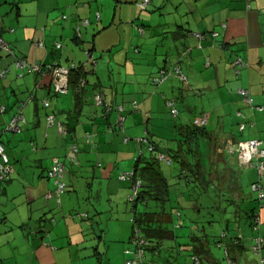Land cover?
I'll return each instance as SVG.
<instances>
[{
  "label": "crops",
  "instance_id": "obj_1",
  "mask_svg": "<svg viewBox=\"0 0 264 264\" xmlns=\"http://www.w3.org/2000/svg\"><path fill=\"white\" fill-rule=\"evenodd\" d=\"M138 1L0 0V35L13 49L12 54L0 50V71L6 70L5 76H0V138L14 168L11 179L0 182V264H125L123 250L132 247L128 242L132 214L127 198L133 190L131 180L120 178V174L133 170L136 164L138 172L147 166L145 159L135 163L138 146L132 136H141L144 127L159 143L162 137L174 136L177 143L173 142L171 148L179 149L178 154L183 155L178 143L181 139L175 131L182 133L181 138L187 137L189 144L191 139L186 134L197 126L198 115L189 120L193 114L189 104L185 105L187 117L180 113V124L170 127L165 122L162 110L169 112L165 100L174 97L189 103L187 97L195 96L194 110L208 115L202 125L205 132L197 139L200 164V144L205 143L211 183L217 176H225L222 185L216 184L221 194L224 192L218 201L226 202L230 223L236 220V214L242 215L241 208H252L238 174L237 178L233 175L235 167L243 164L228 155L226 145L256 137L264 147V139L257 133L258 127L264 129V0H150L158 2L152 5L151 12L140 10ZM157 10L160 19L161 15H168L167 21L159 20L147 34L143 24H151ZM63 15L67 18L63 19ZM86 18L88 25H80L77 35L76 25ZM212 31L218 35L213 37ZM155 32L171 33L162 36L168 37L163 45L171 47L164 60L158 49L152 50L158 38ZM197 32L203 36L198 38ZM36 38L43 40L44 46H35ZM57 42L61 47H56ZM111 47H116L112 53ZM87 51L98 63L95 72H87L89 85L78 97L74 81L68 92L55 94L48 77L21 74L14 63L18 57L28 63L82 62ZM234 60L239 64L234 66ZM173 63L194 78V88L189 93L178 86L175 74L167 78H172L168 83L165 80L156 86L150 81L158 67ZM98 81L111 103L122 104L123 125L116 124L118 114L114 109L107 114L92 103L93 86ZM238 88L249 89L252 104L244 101ZM169 94L173 97L165 99ZM29 96L19 130H6L17 111L16 105ZM44 99L50 100L49 107L43 105ZM47 114H55L51 125ZM57 122H63L69 130L59 133ZM240 122L245 123L243 129ZM160 125L165 132L159 129ZM72 144L78 147L77 162H70L66 156ZM58 159L66 164L64 181L69 184L68 191L80 190L90 195L93 204L78 210L91 214L94 228L82 217L65 213L62 197L61 208L56 207L54 197L45 198V193L55 188L45 170ZM163 168L167 173L172 171L168 166ZM262 174L263 183L264 170ZM258 212L262 225L264 206ZM102 213L108 216L106 231ZM51 217L57 218L55 223ZM240 228L237 237L231 234L237 243L230 237L226 241L229 254L235 264H258V257H252L249 251L252 239L244 235L241 225Z\"/></svg>",
  "mask_w": 264,
  "mask_h": 264
},
{
  "label": "trees",
  "instance_id": "obj_2",
  "mask_svg": "<svg viewBox=\"0 0 264 264\" xmlns=\"http://www.w3.org/2000/svg\"><path fill=\"white\" fill-rule=\"evenodd\" d=\"M141 1L142 0L137 2L138 8L142 11L147 10L150 0L144 9L140 7ZM66 18L67 16L64 17L63 19H66ZM78 25L80 28L81 23ZM74 30H75V33L79 35L77 31V25ZM214 32L215 31L211 32L213 37L218 35V32H217V35H213ZM196 34H200L201 36H203V33L201 34L200 32H197ZM86 53H87V57L82 62L70 61V62H75V66L70 68L69 86L71 82L74 81L77 92H78L77 97L78 95H80V93H82L85 90L87 85H89L88 84L89 82L87 79V72H95L96 65L98 63L97 58L94 57L91 51H87ZM70 62H68L67 64H69ZM235 62L236 60H234L233 62L234 66L239 64V62H236V63ZM240 64L243 65L244 63L241 61ZM175 65H178V64L173 63L171 65H162L158 67V69L150 75V81L153 84H155L153 82V77L157 75L158 71L161 68L167 69ZM169 76L171 75H168L165 80H167ZM165 80H163L162 82H164ZM162 82H160L159 84H161ZM159 84H155V85H159ZM93 87L94 88L91 94L92 103H94V105L97 107L104 108L107 114L111 110L114 109L116 113L118 114V117H117L118 122L116 124L123 125L124 119H125V110L122 104L115 105L111 103V101L108 99V97L105 94L104 86L99 81L96 82ZM96 93H100V95L104 98L103 105L95 104L94 95ZM55 94H62V93H55ZM166 100H165V103H166ZM173 100L174 102L176 101L175 98H173ZM76 102L78 103V100ZM119 106H121V109H119ZM133 107L136 109L137 105L133 104ZM169 112L173 116L170 109H169ZM177 116H173V117L176 118ZM61 124L64 125L63 122ZM122 127L123 126H121V128ZM144 128L145 129L143 133L145 132V134L141 135L140 138L133 137V139L135 140L138 146V149H137L138 154L135 157V163L140 160L143 161L145 159L146 160L145 163L147 164V166H143V168L141 169V172L140 171L138 172L137 164H136V167H134L133 170L125 171V172H122V174H120V178L131 180L132 190H133V185L135 184V182L140 180V185L137 186V189L134 195L130 198L128 196L127 198V202L131 204L130 210L132 214L130 217L131 235L129 237L128 242L130 243V245H132V247L131 246L125 247L123 250V253L128 256L124 261L125 264H127L128 259L134 258V254L136 253L137 248H142L144 250L142 259L140 261L141 264H158V262L154 259V255L155 254L163 255L164 251H166V253L168 254V257L164 258V264H221L217 260V258L214 256L215 254H213L210 250L211 249L210 243L212 241L213 234H211V231H207L206 228L204 227V224H206L207 222H209L210 226L212 227L213 225H211V222H213V220L209 219V221L207 220L205 223H202V224H198L191 220L189 232H185L184 230H182L180 233L177 232V229L183 227L184 225L182 222V217H184V214L182 212L183 206H186V208H190L195 211L196 210L200 211L199 209H201V207L198 204L199 198L195 197L193 199L190 191L187 190V186L191 184V188L194 191L195 195L205 192V189H207V184H210V186H212L213 188L217 186V184L214 181L211 183L212 180L209 179L208 175L205 176V173L201 169L200 154H199V148H198L199 143L197 142V139L200 134L205 132V126H202V125L198 126L197 124V126L194 125L191 128H189L190 131L187 132L186 134L187 136H190L191 141H189V143H191L192 140L195 142L193 143L194 146L192 148L191 147L189 148L190 155L185 157V159L182 158L184 154L183 155L178 154L179 152H181L179 151V149L177 150V148H171L172 146L171 147H167L164 145L161 146L159 142H156L155 140L152 139V135L150 134L149 131H147V127H144ZM65 129L69 130L68 128H65ZM127 140L128 138L125 141ZM167 140H170V139H167ZM0 141L4 145L1 138H0ZM143 149L149 152L148 155H145ZM68 150H67L66 156L69 159V161L77 162L78 161L77 160V153H78L77 145H76L75 158H70L68 156ZM5 152L7 153L9 157V164L13 165L11 158H10V154L6 150V147H5ZM159 152H164L165 154L169 155L170 162H163L159 160L157 156ZM0 161L2 162V160ZM56 161L63 164L65 173H66L67 168H66L65 162L59 159ZM56 161L52 162V164L48 168H46L45 170L46 173L49 169H51V167L55 164ZM163 165L170 167L172 170L171 173H167V171L164 170ZM13 172H14V168L12 166V170L9 173H7L6 177L0 178V182H5L7 180H10ZM65 173H64L63 179H65V175H66ZM127 173L129 175H126L125 177H123V175ZM180 181H183L184 183V186H182L183 189L179 191L183 193L184 201H182L183 203L182 202L171 203L170 200H171L172 187H174V189L176 190L179 189V187H181ZM176 184H178V186H176ZM68 186L69 184H67V182L65 181V187L63 189V192L68 191ZM55 188H56V184H55ZM55 188L50 191H47L45 193V198L49 199L51 197H54V200L56 202V207L60 208L61 207V198H60L61 193L59 196L56 195L54 192ZM222 194L219 188V193H218L219 199L222 197ZM186 195H188L189 197H185ZM256 200H257L256 206L253 203L252 208H249V210L248 209L244 210V214L246 215V217H241L242 215L236 214L237 218L236 220L233 221L234 224H236L239 219V224L242 226V220L240 219L244 218L243 220L250 224V227L253 231L260 232L261 220L259 219V221L256 222L255 217H256V214H258L259 208H261L262 204L264 203V199L261 200L257 196ZM218 204H220L219 201L216 202L215 205H213V207L217 206L216 208H219V211L221 212L222 216L224 215L227 216V213H228L227 209L219 206ZM78 216L82 217L85 223L89 225V227L94 228V221L90 213L78 212ZM212 216L215 217V214L212 213ZM226 218H228L227 226L228 227L230 225L232 226V224L230 223L231 217L227 216ZM50 221L52 223H55V218L51 217ZM227 233H228L227 231L223 230L219 238L215 237L214 240L217 241L218 246H222V245L224 246L225 258L227 260L226 262L230 264L231 262L234 263V260L229 254L227 245L223 243V240L228 236ZM235 237H232V235L230 236V238H233L231 240L234 242V244L238 242L236 239H234ZM257 237L262 238V247H261V253L256 254L252 251V246L255 243V238ZM134 239L136 240L137 243L134 241ZM251 239H252V243L250 245V250L252 251L253 254H255L258 257V264H260V259L262 256H264L262 252V249L264 248V238L262 235H260V233H258V234H254L251 237ZM139 240L143 241L142 245L139 244ZM147 251L151 252L150 257L147 256Z\"/></svg>",
  "mask_w": 264,
  "mask_h": 264
},
{
  "label": "rangeland",
  "instance_id": "obj_3",
  "mask_svg": "<svg viewBox=\"0 0 264 264\" xmlns=\"http://www.w3.org/2000/svg\"><path fill=\"white\" fill-rule=\"evenodd\" d=\"M114 1V0H113ZM103 3V2H102ZM158 4V2L156 3H150L148 4V11L151 12L154 7L152 5H156ZM160 6V4H159ZM112 8H114V3L113 5L111 6ZM103 9V10H102ZM102 14L104 16V8H102ZM151 10V11H150ZM144 13V12H143ZM163 17V19H160V14L158 12V10L155 12V15H154V21L151 23V24H148L147 22H144V29L146 30L147 34L150 30L151 27L154 28V25L156 23H158L159 20H162L163 22H166L167 20L165 19L168 15H161ZM160 32V31H159ZM159 32H155L157 37L158 38H155V41L153 43V52L155 51V49L157 50L158 49V54L162 55V60H164L165 56H166V53H169L170 50H171V47H167L166 45H163V43H165L166 39L168 37H162V36H170L171 33H159ZM142 37V36H141ZM165 39V40H164ZM164 40V41H163ZM116 49V47L112 48L111 47V53ZM108 50V49H106ZM108 52V51H106ZM107 54V53H105ZM110 54V53H109ZM155 60H157L155 58ZM186 72V73H185ZM185 74L186 76L188 75L187 71L185 70ZM174 80H176V82H179L180 84L178 86H180L181 88L183 87L185 91H187L186 93H189V91L191 90V88H194V85L195 84V80L193 77L191 76H187V78L189 79L188 81H190V83L192 85H189V84H184L179 78L177 75H174ZM172 81V78H169L165 83H168V82H171ZM157 86V85H156ZM185 86H188V87H185ZM163 90H166L167 89H164L162 88ZM183 90V89H182ZM175 95L177 96L178 95V90L175 91ZM170 98V97H173L169 94V96H166L165 98ZM175 98V97H174ZM171 99V98H170ZM176 99V98H175ZM178 99V100H177ZM176 99V104H177V108L181 111L179 112V115L175 118L173 117L170 112L166 111L164 108H163V115L162 117L165 118V122L168 121L169 124H170V127L171 125H174L175 123L177 124H180V117L181 115L183 116H186V113H185V110H186V107L185 105H190L191 109H192V113L191 114V118L190 119H194V117L196 115L200 116L199 114L200 111H197V110H194V104H195V96L193 95H190L187 97L188 100H190V102L188 103L185 100H181L180 97ZM164 102V101H163ZM200 106V105H199ZM201 108V106H200ZM200 108L198 110H200ZM181 113V115H180ZM196 114V115H194ZM237 125V124H236ZM235 126V125H234ZM159 129L163 132H165V128L163 126H159ZM252 130H254V128H251ZM144 130V129H143ZM257 133L260 134V137L262 139H264V129L260 130L259 127L257 129ZM237 131V130H236ZM249 131V130H247ZM256 133V134H257ZM145 134V132L143 133ZM141 134V135H143ZM175 134H176V137L181 139L180 141H178V143L181 145L182 149L184 150V156H182V158L185 159V157L189 156L190 153H189V148L193 147V143L194 142H191L188 144L186 140V137L185 138H181V134L179 132V130H176L175 131ZM256 136V135H255ZM132 137H138L140 138L141 136L139 134L135 135V136H132ZM247 138H249V136H246ZM244 138V137H243ZM256 138V137H255ZM159 139V138H157ZM162 141H161V146L162 145H165L167 147H171L172 146V143H177L176 140H173L174 139V136H166V137H162L160 138ZM167 139H170V140H167ZM181 142V143H180ZM167 143V144H166ZM176 146H178V144H176ZM146 149V148H145ZM143 149L145 155H148L149 152H147V150ZM200 152L203 154H201V165H202V168H203V171H207L209 169V167L211 166L210 165V160H209V157H208V148H207V145L205 143H202L200 144ZM221 168V166H220ZM254 167L252 166H247V165H242V167H235V170H234V177H236V175L238 174V178L240 180V182L242 183V186L244 188V193L246 194L247 196V199L248 200H252V204L254 203L255 206L257 205V200H256V197H257V193L252 191L251 190V187H250V182H251V179L252 178H255V179H258L259 178V173L255 174L254 173ZM208 174V171L205 173V176ZM225 176L221 175V176H217V180H215L214 182L215 183H218V184H223V179H224ZM53 181V180H52ZM208 181V180H207ZM262 183V182H261ZM263 183H264V179H263ZM262 183V185L264 186V184ZM180 184H181V187H179V189H174V187H172V190H171V200L170 202L171 203H178V202H182L184 201V195L182 192H179L180 190H182V186H184V183L183 181H180ZM176 186H178V184H176ZM187 190L190 191L193 199L195 197H198L199 198V206L201 207V209H199L200 211H195V210H192L190 208H186V206H183L182 208V212L184 214V217H182V222H183V227L181 228H178L177 229V232L180 233L182 230H184L185 232H189L190 230V221L192 220L193 222H196L198 224H202V223H205L207 220L209 221L210 220H213V222H211V225H213L212 227L210 226L209 222H207L206 224H204V227L206 228L207 231H211V234H213V238H212V241L210 243V250L213 254L216 255L218 261L222 264H228L226 261V258H225V252H224V246H218V243L215 239V237L219 238V236L221 235V232L223 230L227 231L228 233V236L227 238H225L223 240V243L226 244L229 239V237L231 236V234H235L236 236H238L240 234V224H239V219L237 221L236 224L232 223V226L230 225L229 227L227 226V223H228V218L226 219H223L221 216V212L219 211V208H216L217 206L213 207V205H215V203L218 201V193H219V188H218V185L213 188L212 186H210V184H207V189H205V192H202L201 194L199 193L198 195L194 193V191L192 190L191 188V184H189L187 186ZM85 195H87V198L85 199ZM249 196V198H248ZM63 198V202L66 203L65 205V213H68L69 214H72V216H77L78 215V212H79V207H82V206H90L92 203L91 200H89V197L90 195L87 194L86 192L84 193V191H80V190H77L74 192L73 189H70L69 191H65V192H62L61 193V196L60 198ZM185 197H189L188 195H186ZM66 201H69L66 202ZM183 203V202H182ZM245 203V202H244ZM243 203V204H244ZM75 204V205H74ZM192 204V203H191ZM71 205H72V209H71ZM175 205V204H174ZM219 206H221L222 204H218ZM62 207V206H61ZM60 207V208H61ZM169 207V206H168ZM224 208L227 207V204L226 202L224 203ZM242 209V216L241 217H246V215L244 214V210H249V208H247V206H244ZM70 210V212H69ZM81 211V210H80ZM212 213L215 214V217L212 216ZM108 216L105 215V213H102V218L104 219V229L105 231L107 230V226H105V220L107 219ZM187 218V219H186ZM57 218H55V221H56ZM244 218H241L240 220H242V230L244 231V235L247 237L248 235H250L249 237L251 238L254 234H258L260 233V235L262 234L263 237H264V223H262V225L260 224V227H262V229H260V232L258 231H253L250 227V224L245 222L243 220ZM260 220H261V217H260ZM98 222V220H97ZM262 222V221H261ZM103 226V224H102ZM102 228V227H101ZM230 229V230H228ZM97 235V234H95ZM110 234H108L107 237H109ZM109 239V238H108ZM171 241V240H169ZM173 241V240H172ZM264 249V248H263ZM250 251V254L252 255V257L255 255L252 253L251 250ZM147 256L150 257L151 256V252L150 251H147ZM165 256V257H164ZM256 256V255H255ZM128 256H124L122 255V261L124 262L125 259L127 258ZM168 257V254L166 253V251H164V254L163 255H158V254H155L154 255V259L158 262V264H164V258H167Z\"/></svg>",
  "mask_w": 264,
  "mask_h": 264
},
{
  "label": "built area",
  "instance_id": "obj_4",
  "mask_svg": "<svg viewBox=\"0 0 264 264\" xmlns=\"http://www.w3.org/2000/svg\"><path fill=\"white\" fill-rule=\"evenodd\" d=\"M149 0H142L140 2V7L144 9L146 5L148 4ZM97 19H99V12L96 13ZM66 17V15L63 16V18ZM88 19H84L81 22V25L88 24ZM79 25H77V31L78 34L79 31ZM213 35H217V32H214ZM198 38H201L200 34H196ZM33 44L35 46L42 47L44 46L43 40L40 38H36L33 41ZM56 47H61V44L59 42L56 43ZM0 50L5 51L6 53H13V49H11L7 43V41L0 35ZM16 68L21 70V74H29V73H38L42 76L48 77L50 79L52 90L55 93H66L69 90V72L70 68L75 66V62H70L69 64H60V63H52V64H41L39 62L35 63H28L25 58L18 57L14 61ZM210 63L209 60L206 61V65ZM6 74V70L0 71V76L4 77ZM177 75L179 79L184 83L188 84V79L181 70V68L178 65L172 66L170 68H161L157 75L153 77V82L155 84H159L163 80L166 79L168 75ZM238 92L242 95L244 98V101L248 104H252V97L250 96L249 89L247 88H238ZM32 96V95H31ZM29 96L25 101H20L19 104L16 105V113L11 117L10 121L6 124L5 129L6 130H12L17 131L19 130V123L24 122L23 117V108L25 105L28 104L30 101ZM94 100L96 105H103L104 104V98L100 95V93H96L94 95ZM43 105L45 107L50 106V100L44 99ZM166 105L169 107L171 113L173 116H177L179 111L175 106L173 99H167ZM119 109H121V106H119ZM258 109H261V107H258ZM207 113H203L199 117L196 118L195 122L198 125H203L207 121ZM47 122L51 125L55 122V115L54 114H48ZM245 126L244 122H240L239 127L240 129H243ZM58 131L61 134L66 133L65 127L57 122ZM230 142V141H229ZM226 145V150L229 154L236 157L238 162L243 165L252 166L258 170L259 178L258 180L253 181L250 184V187L252 191L257 193V196L259 199H264V186L261 184L260 178L262 177V171L264 170V147H263V141L259 138H250L246 140H238L234 142H230ZM76 154V144H72L69 147L68 150V156L70 158H75ZM159 160L163 162H170V156L165 154L164 152H159L157 154ZM0 178L6 177L7 173H9L12 170V165L9 164V157L7 153L5 152V147L0 141ZM65 173V169L62 163L55 162V164L47 171V176L50 179H53V182L56 184V188L54 190L56 195H60V193L63 192V189L65 187V181L63 179ZM4 175V176H3ZM126 175H129L128 173L123 175L125 177ZM140 185V180L136 181L133 185V192L129 195V198L132 197L137 189V186ZM51 194V193H50ZM48 196V195H47ZM264 206V203L262 204V207ZM260 219L259 212L256 214L255 221L258 222ZM136 242V240L134 239ZM137 243V242H136ZM139 244L142 245L143 241L139 240ZM137 245V244H136ZM261 247H262V238L257 237L255 238V243L252 246V251L254 253H261ZM128 252V251H127ZM144 250L142 248H137L136 253L134 254V258L128 259L127 264H141L140 261L142 259ZM230 264H234L231 262ZM260 264H264V256L260 259Z\"/></svg>",
  "mask_w": 264,
  "mask_h": 264
},
{
  "label": "clouds",
  "instance_id": "obj_5",
  "mask_svg": "<svg viewBox=\"0 0 264 264\" xmlns=\"http://www.w3.org/2000/svg\"><path fill=\"white\" fill-rule=\"evenodd\" d=\"M64 16V15H63ZM139 30H141L142 31V28L141 29H139ZM141 33H143V31L141 32ZM182 70V69H181ZM184 73V72H183ZM185 74V73H184ZM185 76H186V74H185ZM187 77V76H186ZM179 78V77H178ZM188 79V78H187ZM188 84H189V81H188ZM70 87V86H69ZM68 92V91H67ZM171 99H173V98H171ZM175 103V102H174ZM263 176V175H262ZM261 179V178H260ZM261 181V180H260ZM252 183V182H251Z\"/></svg>",
  "mask_w": 264,
  "mask_h": 264
}]
</instances>
